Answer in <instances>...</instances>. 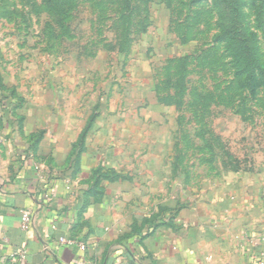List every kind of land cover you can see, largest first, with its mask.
Instances as JSON below:
<instances>
[{
    "label": "rangeland",
    "instance_id": "1",
    "mask_svg": "<svg viewBox=\"0 0 264 264\" xmlns=\"http://www.w3.org/2000/svg\"><path fill=\"white\" fill-rule=\"evenodd\" d=\"M252 67L264 0H0V173L78 179L84 155L130 233L172 217L199 246L201 211L264 159Z\"/></svg>",
    "mask_w": 264,
    "mask_h": 264
},
{
    "label": "crops",
    "instance_id": "2",
    "mask_svg": "<svg viewBox=\"0 0 264 264\" xmlns=\"http://www.w3.org/2000/svg\"><path fill=\"white\" fill-rule=\"evenodd\" d=\"M17 159L15 172L0 173V264H254V256L264 258V159L242 170L250 176L246 185L236 175L231 182L238 190L211 213L201 211L199 246L190 243L197 237L186 235L183 221L130 233L112 212L120 191L101 182L102 193L90 192L96 162L84 155L79 178L71 180L46 173L28 156ZM72 235L81 237L84 250L59 243Z\"/></svg>",
    "mask_w": 264,
    "mask_h": 264
},
{
    "label": "trees",
    "instance_id": "3",
    "mask_svg": "<svg viewBox=\"0 0 264 264\" xmlns=\"http://www.w3.org/2000/svg\"><path fill=\"white\" fill-rule=\"evenodd\" d=\"M260 70L261 71H259V69H256V68H253L252 67L251 69H247L245 71V79H246V82H247V86L251 90L253 89V86H254L253 85V82H254L256 76L261 75V76L264 77V68L263 67H260ZM86 130L82 133V135H81V138L82 139L81 140H83V137L86 134ZM83 151H84V148L83 147L78 151V154H77V162H76L77 165L80 162V160H79L80 159V155H81V153ZM76 170H78V168H76ZM96 172H97V170H93L92 171L93 183L91 184V186H90L89 189H90V192H94L95 194H100V193H102V190L101 189H103V188L100 187L101 181H99V178H97V176H96L97 173ZM171 218L172 217H169V219L167 221L160 220L157 224H154L153 225V228L158 227V226H161V225H168V226L170 225L171 226L172 225V223L170 222ZM135 230H137V229H135ZM137 231L135 233H137ZM138 234H141V233H138ZM70 237H79V235H72ZM79 238H81V237H79Z\"/></svg>",
    "mask_w": 264,
    "mask_h": 264
},
{
    "label": "built area",
    "instance_id": "4",
    "mask_svg": "<svg viewBox=\"0 0 264 264\" xmlns=\"http://www.w3.org/2000/svg\"><path fill=\"white\" fill-rule=\"evenodd\" d=\"M20 212H21L22 221H28L29 213L24 209H22ZM58 241L59 243L67 245V246L78 247L80 250L85 249V243L79 237L61 236L59 237ZM252 260L254 264H264V258L262 256H258V257L254 256Z\"/></svg>",
    "mask_w": 264,
    "mask_h": 264
}]
</instances>
